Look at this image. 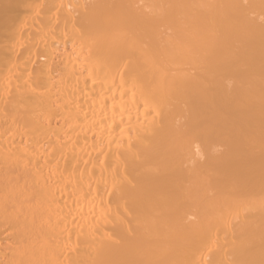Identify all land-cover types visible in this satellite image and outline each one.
I'll list each match as a JSON object with an SVG mask.
<instances>
[{
  "label": "bare ground",
  "instance_id": "6f19581e",
  "mask_svg": "<svg viewBox=\"0 0 264 264\" xmlns=\"http://www.w3.org/2000/svg\"><path fill=\"white\" fill-rule=\"evenodd\" d=\"M0 264H264V0H0Z\"/></svg>",
  "mask_w": 264,
  "mask_h": 264
}]
</instances>
